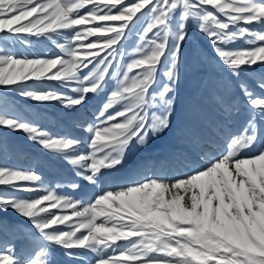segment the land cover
I'll return each mask as SVG.
<instances>
[{"label":"snow or ice","instance_id":"1","mask_svg":"<svg viewBox=\"0 0 264 264\" xmlns=\"http://www.w3.org/2000/svg\"><path fill=\"white\" fill-rule=\"evenodd\" d=\"M144 16L133 58L117 74L97 117L100 123L87 129L89 151L77 152L80 140L54 136L3 109L0 128L23 132L62 154L81 179L96 185L105 170L123 164L134 144L146 146L153 135L171 129L169 97L190 27L208 38L233 77L245 68L264 67V0H0V86L16 87L37 102L81 106L89 94L104 90L122 43ZM64 33L67 40L60 38ZM4 36L51 40L60 54L18 55L4 46ZM161 71L169 83L153 94ZM32 80L58 81L74 95L29 89ZM258 86L264 93V79ZM239 88L254 115L218 155L205 154L203 165L183 176L132 181L87 202L51 188L29 198L0 195V211L11 209L26 218L41 241L23 258L7 245L0 247V264H52L49 246L68 255L73 249L96 253L93 264H264V139L257 126L264 120V94L246 84ZM18 182L39 183L42 177L0 165V186L41 192Z\"/></svg>","mask_w":264,"mask_h":264},{"label":"rangeland","instance_id":"2","mask_svg":"<svg viewBox=\"0 0 264 264\" xmlns=\"http://www.w3.org/2000/svg\"><path fill=\"white\" fill-rule=\"evenodd\" d=\"M147 19V16L142 17L122 43V55L110 69L104 90L99 94H89L81 106L66 108L59 101L37 102L22 97L16 87L0 86V109L37 124L54 136L76 138L81 141L77 152L89 151L91 133L87 129L100 123L97 119L99 112L118 82L117 74L122 73L133 58L134 49L139 44L140 29ZM60 38L67 40V33ZM3 39L6 41L4 46L18 55L52 58L60 54L55 44L44 38L4 36ZM24 39H28L30 45H25ZM89 39L94 40L95 37ZM238 46L246 45L238 42ZM177 72L179 78L172 84L174 90L169 97L173 100L171 129L153 135L150 144L146 146L134 144L126 153L123 164L105 170L96 185L81 179L77 175L79 169L71 165L62 154L44 149L23 132L0 128V165L33 170L42 177L39 183L18 182L28 187H40L39 193L0 186V195L29 198L42 194L45 188H51L60 195L87 202L105 189L125 184L123 180L127 178L130 182L151 176L171 180L201 167L205 154L218 155L227 138L246 127L247 121L254 115L241 95L239 85L246 84L256 94H264L258 86L264 79V67L245 68L238 78L233 77L219 62L208 38L192 26ZM165 83L169 82L161 71L158 83L153 86V94H157ZM27 87L74 95L70 88L61 87L58 81L32 80L27 82ZM153 111L156 109H150V115ZM257 126L264 139V120L258 119ZM137 172L140 173L138 178ZM73 184L79 187L74 188ZM40 244L38 233L26 218L11 209L0 211V247L7 245L18 257L23 258ZM49 251L52 264H93L97 255L86 249H73V254L68 255L67 250L53 246H49Z\"/></svg>","mask_w":264,"mask_h":264},{"label":"bare ground","instance_id":"3","mask_svg":"<svg viewBox=\"0 0 264 264\" xmlns=\"http://www.w3.org/2000/svg\"><path fill=\"white\" fill-rule=\"evenodd\" d=\"M237 132H239V131H237ZM237 132H236V133H237ZM164 149H165V148H163V150H164ZM144 169H145V168H144ZM142 170H143V169H142ZM138 174L140 175V173H139V172H137V173H136V177H137V175H138ZM139 175H138V177H139ZM138 177H137V178H138ZM120 181H122V180L120 179ZM128 181H129V178H127V179L123 180V183H127ZM129 182H130V181H129ZM121 183H122V182H121ZM98 187H100V188H101V186H98Z\"/></svg>","mask_w":264,"mask_h":264}]
</instances>
